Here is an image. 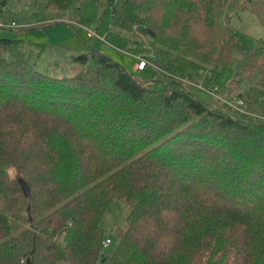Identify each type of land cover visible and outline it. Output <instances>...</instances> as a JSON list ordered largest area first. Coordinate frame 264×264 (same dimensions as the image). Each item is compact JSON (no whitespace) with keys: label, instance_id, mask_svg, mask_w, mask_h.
Masks as SVG:
<instances>
[{"label":"trees","instance_id":"1","mask_svg":"<svg viewBox=\"0 0 264 264\" xmlns=\"http://www.w3.org/2000/svg\"><path fill=\"white\" fill-rule=\"evenodd\" d=\"M99 2L109 29L146 35L124 51L152 64L149 79L89 47L52 75L36 64L42 44L0 37V264H264V119L203 103L182 81L201 69L211 84L231 62L228 86L254 78L236 97L264 116V37L243 51L226 11L264 28V0ZM112 199L129 209L106 256Z\"/></svg>","mask_w":264,"mask_h":264},{"label":"rangeland","instance_id":"2","mask_svg":"<svg viewBox=\"0 0 264 264\" xmlns=\"http://www.w3.org/2000/svg\"><path fill=\"white\" fill-rule=\"evenodd\" d=\"M44 3L45 0H8L0 11L4 23L9 21L16 23V26L11 27V29L0 30V37L43 45V52L36 63L39 69L52 75L71 74L73 70H70L71 64L68 62V56L84 52L89 47L98 49L100 53L118 63L137 79L147 80L152 76L153 67L150 62L143 70L136 72L135 58L129 54L130 51H124L126 47L135 45L132 40L141 39L146 45V35L136 30L132 35L130 32L109 29L110 8L102 6L99 0H72L64 11L45 8ZM226 11L229 15V25L237 43L243 51H249L258 39L264 37L263 26L249 11L236 12L231 9H226ZM47 16L49 19L45 20L44 18ZM43 21L50 23L43 24L41 23ZM85 29L95 30L97 37H87ZM232 68L233 64L230 62L224 67L217 81L211 83L217 88V94L222 99L235 98L239 92L248 88L254 81L252 78L251 80H244L237 88L229 87ZM182 80L186 82V86L198 100L209 105H218L213 98L203 91L211 85L205 70L200 69L197 71V75L192 76L189 80L186 78ZM218 102L222 103L220 100ZM258 104H245L244 110H247L246 112H239L230 107L229 109L253 118L254 114H260L257 108ZM261 134L264 137V128L261 130ZM7 174L16 183L18 179H22V176L13 168H9ZM15 195L17 196L18 193ZM128 209L129 207L120 200L112 199L99 218L102 235L110 239V243L102 250L106 256L110 255L116 247V236L125 227V216ZM57 264L67 263L59 261ZM99 264H105V258Z\"/></svg>","mask_w":264,"mask_h":264},{"label":"built area","instance_id":"3","mask_svg":"<svg viewBox=\"0 0 264 264\" xmlns=\"http://www.w3.org/2000/svg\"><path fill=\"white\" fill-rule=\"evenodd\" d=\"M16 26V23L13 21H9L7 23H4L1 19H0V29L3 28H11ZM86 30V36L89 38L92 37H97V32L95 30H89V29H85ZM100 40H102V38H99ZM133 57L135 58V69L136 71L138 70H142L147 64H149L146 61V58L140 55H133ZM184 81V80H182ZM186 83V82H185ZM204 92H206L208 94L209 97L217 100V101H221L222 103H224L226 106L230 107L233 110H237L239 112H246L247 110H244L245 108V104L242 101V99L240 98H230V99H222L220 95L217 94V88L214 85H209L206 89H203ZM253 118L255 119H259V120H263L264 116L262 115H258V114H254ZM110 243V239L105 237L100 241V250H104L105 247Z\"/></svg>","mask_w":264,"mask_h":264},{"label":"water","instance_id":"4","mask_svg":"<svg viewBox=\"0 0 264 264\" xmlns=\"http://www.w3.org/2000/svg\"><path fill=\"white\" fill-rule=\"evenodd\" d=\"M17 184H18V186H19V188H20V190H21L22 196H23V197H27L28 194H29V190H28V186H27V184L25 183V181L22 180V179H18V180H17ZM103 259H104V258H101L100 262H103Z\"/></svg>","mask_w":264,"mask_h":264},{"label":"crops","instance_id":"5","mask_svg":"<svg viewBox=\"0 0 264 264\" xmlns=\"http://www.w3.org/2000/svg\"><path fill=\"white\" fill-rule=\"evenodd\" d=\"M143 69H144V68H143ZM143 69H142V70H143ZM138 71H139V70H138Z\"/></svg>","mask_w":264,"mask_h":264}]
</instances>
